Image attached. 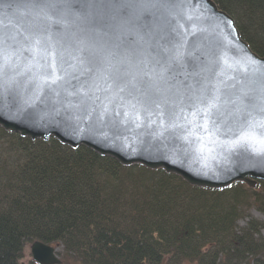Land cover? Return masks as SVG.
Instances as JSON below:
<instances>
[{
	"label": "water",
	"instance_id": "obj_1",
	"mask_svg": "<svg viewBox=\"0 0 264 264\" xmlns=\"http://www.w3.org/2000/svg\"><path fill=\"white\" fill-rule=\"evenodd\" d=\"M111 2L85 0L49 33L31 0H0V126L196 187L264 181V155L240 142L246 106L264 115V57L236 21L213 0H165L148 14L133 10L138 20ZM49 35L56 84L46 82L50 68L34 43ZM31 251L37 264H62L54 247L36 242Z\"/></svg>",
	"mask_w": 264,
	"mask_h": 264
},
{
	"label": "trees",
	"instance_id": "obj_2",
	"mask_svg": "<svg viewBox=\"0 0 264 264\" xmlns=\"http://www.w3.org/2000/svg\"><path fill=\"white\" fill-rule=\"evenodd\" d=\"M214 1L264 57V0ZM246 191L193 187L163 169L0 127V264H21L34 242L81 264H264V222L238 225L248 200L264 215V194Z\"/></svg>",
	"mask_w": 264,
	"mask_h": 264
},
{
	"label": "snow or ice",
	"instance_id": "obj_3",
	"mask_svg": "<svg viewBox=\"0 0 264 264\" xmlns=\"http://www.w3.org/2000/svg\"><path fill=\"white\" fill-rule=\"evenodd\" d=\"M85 0H31V3L28 7L32 9H38L41 13L46 14L49 20V27L47 31L51 33L53 29H59L62 27V20L66 13L79 11L78 5L84 3ZM95 6V0H88ZM165 0H142L139 3L129 2V0H112L111 4L108 6H116L119 8V11L122 16L129 18L130 20H138L141 17L134 14L135 9H143L145 14H148V10L156 7L163 6ZM35 46L37 50L43 51L45 54V63L48 64L50 68L49 81L52 84L58 83L56 76V68L53 67L52 61L55 59L56 54H58V49L52 44L51 36L49 35L45 39L37 38L35 40ZM96 63L95 55L89 57V64ZM181 67H183L181 65ZM170 71L172 69H169ZM258 87L261 91H264V82H261ZM245 96L248 93H244ZM250 99H255L251 97ZM250 105L246 106V115L249 118V127L241 136L240 142L249 143L255 145V149L259 151L260 154L264 155V115H261L259 119L253 117L251 111H248L247 108ZM261 112H264V109H261Z\"/></svg>",
	"mask_w": 264,
	"mask_h": 264
},
{
	"label": "rangeland",
	"instance_id": "obj_4",
	"mask_svg": "<svg viewBox=\"0 0 264 264\" xmlns=\"http://www.w3.org/2000/svg\"><path fill=\"white\" fill-rule=\"evenodd\" d=\"M214 1V0H213ZM215 2V1H214ZM216 3V2H215ZM218 6V5H217ZM219 8V7H218ZM232 17V16H231ZM234 20H235V17H232ZM236 21V20H235ZM237 25V23H236ZM238 28V27H237ZM239 29V28H238ZM240 31V30H239ZM243 38V37H242ZM245 41V40H244ZM1 127V126H0ZM3 128V127H1ZM4 129V128H3ZM5 130V129H4ZM6 131V130H5ZM8 132V131H7ZM17 134V133H15ZM20 135V134H19ZM21 136V135H20ZM30 139V138H29ZM52 139H55V138H52ZM32 140V139H31ZM39 140H42V139H39ZM56 140V139H55ZM34 141V140H32ZM37 141V140H36ZM44 141V140H42ZM58 141V140H57ZM48 142V141H46ZM107 157V156H106ZM111 158V157H110ZM115 160V159H114ZM117 161V160H116ZM118 162V161H117ZM119 163V162H118ZM134 165H139V164H134ZM123 166V165H122ZM132 166V165H131ZM143 166V165H141ZM125 167H129V166H125ZM145 167V166H143ZM146 168V167H145ZM149 169V168H147ZM150 170H153V169H150ZM159 170V169H157ZM164 170V169H163ZM168 174H172V173H168ZM173 175H176L178 177H180L179 175L177 174H173ZM181 179H183L182 177H180ZM184 180V179H183ZM185 181V180H184ZM186 182V181H185ZM259 182H264V181H261V180H258L257 181V185L255 188L249 186V185H246L245 183H242V182H239V183H242L244 185H246V188H247V191H246V195L248 194V196H251V194H253V192H256L257 194H264V191L262 190V188L259 186ZM188 183V182H186ZM189 184V183H188ZM190 185V184H189ZM192 186V185H191ZM193 187H196V186H193ZM201 188V187H199ZM208 189V188H207ZM216 190H219V189H216ZM250 190V191H249ZM252 197V196H251ZM250 199V197H249ZM249 201V200H248ZM248 201H247V204L246 206L244 207V210L242 212V218L241 220L239 221L238 225H239V230H242V229H245L247 228L248 226V223L250 222V220L254 219L256 221H259V222H264V215L259 212L257 210V208L255 206H251L250 204L248 205ZM262 239L264 241V231H262ZM36 243V242H34ZM28 244L26 246V249H25V255H24V258L22 259L21 261V264H37L34 259H33V256H32V251H31V248L33 246V244ZM41 243V242H40ZM44 244V243H43ZM47 245V244H45ZM48 246H51V247H54L57 249V256L59 257V259L62 261V264H81L80 261L78 259H76L75 257H70V258H67V257H64L61 252H62V248H59V247H56L55 245H48ZM187 264H197L196 262H188Z\"/></svg>",
	"mask_w": 264,
	"mask_h": 264
}]
</instances>
